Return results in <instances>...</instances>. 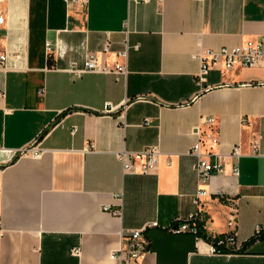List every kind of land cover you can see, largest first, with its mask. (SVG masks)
<instances>
[{
    "label": "crops",
    "instance_id": "0c3cea01",
    "mask_svg": "<svg viewBox=\"0 0 264 264\" xmlns=\"http://www.w3.org/2000/svg\"><path fill=\"white\" fill-rule=\"evenodd\" d=\"M1 9L0 264H120L112 254L128 232L153 221L139 264H264V59L210 70L199 84L195 57L264 40V0H88L84 14L64 0H5ZM88 56L125 62L127 74L70 71ZM208 117L217 143L204 150L223 157L224 172L202 186L189 151ZM154 145V172L123 171L120 152ZM196 210L208 237L234 234L243 250L211 253L165 229Z\"/></svg>",
    "mask_w": 264,
    "mask_h": 264
},
{
    "label": "built area",
    "instance_id": "2783aa9c",
    "mask_svg": "<svg viewBox=\"0 0 264 264\" xmlns=\"http://www.w3.org/2000/svg\"><path fill=\"white\" fill-rule=\"evenodd\" d=\"M202 1V0H197ZM5 0H0V24L4 22V15L1 5ZM69 12H79L84 14L88 0H64ZM108 44L103 48V52H108ZM119 56L126 60V50L122 51ZM199 60V72L196 76L197 82L203 84L206 82V76L213 69H231L234 67L251 68L257 66L264 59V40H248L237 46L221 47L217 50L203 49L195 56ZM6 67V55L0 54V68ZM70 71L76 76L83 73H98V74H113L126 75L127 68L124 63L115 62L113 64L101 63L97 58L88 56L83 60V66L76 68L71 65ZM1 95V94H0ZM208 126L207 131H201L198 127L195 130L196 141L190 148L189 153L195 157L193 170L195 171L197 183L205 185L210 177L214 174L224 172L223 157L216 155L212 160V152L204 150L206 145H216L217 137L214 131V118L208 117L204 120ZM149 119L143 121V125L148 126ZM157 145L143 148L139 151H122L117 157L122 164L124 172H133L139 174H149L155 171L156 163L160 155ZM38 152H33L32 156H38ZM232 173L237 175L238 168L236 165L232 168ZM204 189L199 188L193 196V203L197 209L200 207V197L204 196ZM104 211H110L109 208H104ZM114 215H120V211H112ZM203 221V216L199 210L190 214L186 218H180L174 222L176 225H171L166 230L172 233L189 232L197 237L198 224ZM157 222H149L146 226L134 229L128 232L126 237V246L120 248L112 254V257L120 261V264H139V261L145 256L149 249V242L144 237V230L147 227H157ZM259 232V229H256ZM217 247L239 249L234 234H225L216 239V244H210V252L222 254ZM77 252V251H75Z\"/></svg>",
    "mask_w": 264,
    "mask_h": 264
},
{
    "label": "trees",
    "instance_id": "16d2710c",
    "mask_svg": "<svg viewBox=\"0 0 264 264\" xmlns=\"http://www.w3.org/2000/svg\"><path fill=\"white\" fill-rule=\"evenodd\" d=\"M48 62H49V64H50V61H49V59H48ZM68 111H70L69 109L68 110H66V111H64V112H62L57 118H56V120L47 128V129H45L37 138H36V141H39L42 137H43V135H45V133L47 132V130L50 128V127H52L53 125H55ZM88 112H90V111H88ZM197 237H199V238H201V239H203L204 241H206V242H208L209 244H211V245H215L216 244V239L218 238V237H220V236H218V237H215V238H211V237H208L206 234H205V232H204V230H203V228H202V222H200L199 224H198V233H197ZM254 240V237L253 238H251V239H249L248 240V242H247V244H249V243H251L252 241ZM217 249L219 250V251H221L222 252V254H227V253H237V252H241L242 250H243V246H241L239 249H232V248H222V247H217Z\"/></svg>",
    "mask_w": 264,
    "mask_h": 264
},
{
    "label": "water",
    "instance_id": "95a60500",
    "mask_svg": "<svg viewBox=\"0 0 264 264\" xmlns=\"http://www.w3.org/2000/svg\"><path fill=\"white\" fill-rule=\"evenodd\" d=\"M34 144H31L29 146H27L26 148H24L22 151H20L18 154H17V157H19L20 155H23L25 152L29 151L32 147H33Z\"/></svg>",
    "mask_w": 264,
    "mask_h": 264
}]
</instances>
